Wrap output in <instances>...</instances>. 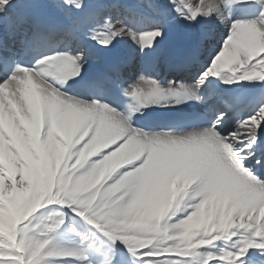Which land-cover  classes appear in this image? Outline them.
<instances>
[{
	"label": "snow or ice",
	"instance_id": "snow-or-ice-1",
	"mask_svg": "<svg viewBox=\"0 0 264 264\" xmlns=\"http://www.w3.org/2000/svg\"><path fill=\"white\" fill-rule=\"evenodd\" d=\"M0 264H264V0H0Z\"/></svg>",
	"mask_w": 264,
	"mask_h": 264
}]
</instances>
